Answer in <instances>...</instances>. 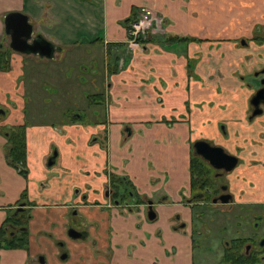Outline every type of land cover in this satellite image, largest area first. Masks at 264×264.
Returning <instances> with one entry per match:
<instances>
[{"label": "crops", "instance_id": "1", "mask_svg": "<svg viewBox=\"0 0 264 264\" xmlns=\"http://www.w3.org/2000/svg\"><path fill=\"white\" fill-rule=\"evenodd\" d=\"M136 6L151 13L156 27L160 22L163 26V33L150 34L140 49L127 45L124 25ZM241 10H247V23L233 14ZM213 11L218 17L216 29L208 33L201 24L210 27L207 17ZM7 12L26 14L33 30L36 26L38 34L60 48L53 58L63 52L62 60L71 66L97 61L101 77L96 79L83 69L90 90L83 94L88 89L78 86L82 74L74 73L75 69L66 78L52 63L44 67V79L52 86L44 93L68 91V98L73 99L69 114L63 108L45 113L57 118V127L49 119H35L34 110L28 115L24 84L17 83L26 55L12 54L9 70L0 71V226L8 215H16L18 201L26 204L30 214L27 248L0 247V264H36L38 256L42 263L37 264H188V239L171 226L177 214L185 222L190 219L184 199L189 195L194 130L229 153L241 148L240 164L227 175L231 191L235 195L242 191V202L264 200V125H260L264 116L261 121L246 122L248 92L238 86L236 108L223 94L215 96L210 108L223 104L235 113L234 118L225 119L222 137L213 129L214 123L210 126L206 117L198 116L194 105H185L209 95V88L187 79L185 67V59L199 48L208 56L206 42L214 43L212 50L233 53L235 71L243 66L239 62L247 52L255 57L260 54L264 61V43L258 48L249 42L248 49L234 45L240 35L264 26V0H0V38ZM138 15L133 14L136 19ZM172 37L192 40L172 44ZM93 46L100 47V53ZM114 56L119 57L116 70L109 73ZM221 66L226 68L224 62ZM63 77L72 82L60 88L56 81ZM228 79L234 84L240 81L230 75L220 78L227 86ZM94 94L102 95L99 104L90 98ZM53 99L44 98V108L52 107L49 100ZM78 104L89 108L91 119L85 125L77 122L76 110L83 112L80 119L87 116ZM19 125H25V177L8 164L5 154L6 130ZM255 142L262 144L256 147ZM53 152V164L47 166ZM113 176L127 178L134 193L151 202L153 220L146 218L148 201L129 210L105 197ZM82 219L87 237L69 239L67 228L80 229ZM171 249L175 253L170 262L164 254ZM62 251L66 253L63 260Z\"/></svg>", "mask_w": 264, "mask_h": 264}, {"label": "rangeland", "instance_id": "2", "mask_svg": "<svg viewBox=\"0 0 264 264\" xmlns=\"http://www.w3.org/2000/svg\"><path fill=\"white\" fill-rule=\"evenodd\" d=\"M140 7H134L132 9H134V13H139ZM133 11L131 12L130 10V14L128 15L129 18H131L133 16ZM247 10H241L239 11H234L233 14L234 15H240V20L243 22L244 19H246V23L248 22L247 18L245 17V14H247L246 12ZM8 13V12H7ZM96 14V13H95ZM217 13H214L211 15H208V23L210 21V27L208 25V27H204L205 25L201 24V26H203V29L205 28V32L210 33L211 31H215L216 26H214V24H216V18H218ZM44 18V17H43ZM127 19V18H126ZM125 19V20H126ZM244 23V22H243ZM44 24V23H43ZM35 25V23H34ZM154 22H152V29L150 31H148V33L146 32L143 38H147L148 35L153 34H162L163 32L161 31L163 29L162 26V22H160V24L155 27L154 26ZM214 26V27H213ZM185 27V25H184ZM261 29L259 28H252V30H257V31H247L246 34L240 35V37H238L237 39H235V47H246L247 49L249 48V42H251V46L253 47H258L260 48V45H262L264 43V26H260ZM156 29H158L156 31ZM185 29H187L185 27ZM155 30V31H154ZM251 30V29H250ZM39 30L36 28V26L34 27V34H38ZM244 41V45H240L239 41ZM2 42H0L1 44ZM4 48H8L7 43H2ZM206 44H208L209 48V54L207 56V54H204L203 51L199 50L196 52V54H192L191 57H188L185 59V67H186V77L189 80L192 81H196L198 85L202 86L203 88H209V95L207 96V98H202V100H199L198 102H195L194 104H190L189 102H187L185 105L188 107L189 105H194V109L196 110L197 114H199L198 116H202V117H206V122L208 123V125L212 126V124L214 123V128L216 134L220 135V137H222L221 135V127H223L224 133L226 132V123H225V119H229L230 117L234 118L235 117V113H232L233 109H230L229 111H227L226 109H224V105L223 104H217L215 106V108H210L213 107L212 103L214 102V98L217 95H221L223 94V96H226V100L230 101L231 104H234L235 108L238 107V105H235L238 102V86H239V90H246L248 92V94L246 95V107H245V120L247 122V115L249 113V99L251 97V95L253 94V88L256 85H251L248 80H251L252 76H251V72L253 70H256L258 68H260L262 65H264V61L261 59V55L257 54L256 57L254 55H242L241 59H240V64L243 65L241 66L240 69H238V71H235V66H236V62L237 60L234 61V56L233 53H231L228 50L222 51V49L220 50V52L216 51L214 52L211 47L213 46L214 43L211 42H206ZM199 46V45H197ZM219 46V45H217ZM216 46V47H217ZM95 47L96 50H99L100 53V47L98 46H93ZM138 48L140 49V45L138 46ZM137 48V49H138ZM9 49V48H8ZM10 50V49H9ZM94 50V49H92ZM95 50V51H96ZM97 53V52H96ZM12 54H14L11 50L9 55L11 56ZM64 53L61 52V55L59 54V56H55L53 59H41L38 57H33V56H22V59L24 60V70L23 73L20 75V78H18L17 83L18 84H24V93L23 98L26 102L27 105V112L28 115L30 117L31 112H33L32 110H34V112L36 113V117H34L35 115H33V117L37 120H50L52 122H54L55 125H57V127H59V123L56 122L57 118L56 117H51V115H46L45 113L49 112L51 109V113H52V109H62L64 111H68V114L70 113V111H72V103H73V99L68 98L71 97L70 93L67 92H61L60 93H50V92H46L44 93V89H47L51 84L47 83V79H44V67L48 64V63H52V67L56 68L57 71H59L62 74H66V78H68L69 74L72 72L73 69L74 73L78 72L80 74H84L83 69L87 70L88 74H93L94 77L96 79H99L101 77L100 74V67H98L97 65V61H86L84 63L81 64V66L79 65V63H75V66H71L69 64H67V60L63 59ZM252 56L255 57L252 59ZM102 61V60H101ZM222 62H224L225 67H219L220 64H222ZM174 63V62H173ZM198 65L197 67V74L194 71L195 67ZM249 66V68H248ZM74 67V68H72ZM75 67H78L77 69ZM246 67V68H245ZM201 69V71H199L198 69ZM234 68V71L233 69ZM238 68V67H237ZM244 68V69H243ZM98 69V70H97ZM219 69L221 70V73L217 71H219ZM224 71V72H222ZM190 73H193L192 75ZM80 75L78 76V83H79V87L85 89H88V91H85L83 94H88L90 93L89 91V78L84 76V75ZM227 75H230L232 78H234L236 80V82L239 83L238 84H234L231 83V81L229 80V85H226L225 81L220 80V78H223L224 76L227 77ZM65 77H63V79L61 80L59 78V82L56 81V84H58L59 86L61 84H63L65 82V84H71L72 81L66 80ZM242 78V79H241ZM66 80V81H65ZM252 81V80H251ZM97 83V81H95ZM219 82L221 83V85L219 84ZM248 82L249 87L246 86V83ZM254 82V81H253ZM106 84V83H105ZM177 85V84H175ZM70 86V85H69ZM52 87V86H50ZM62 86H60V88H62ZM78 87V88H79ZM106 87V85H105ZM104 87V89H105ZM228 87V88H227ZM253 87V88H252ZM90 88L92 89V85H90ZM98 88V87H97ZM99 89V88H98ZM81 91V90H80ZM99 91V90H98ZM52 96L51 98H49L48 96ZM54 97V99H53ZM44 98L47 99H53V100H49V103H52V107H45L44 108ZM75 102V101H74ZM79 106L81 104H78ZM78 107V106H77ZM44 109H46L44 111ZM49 109V110H48ZM80 109H82L83 111H85V113L87 114V116L84 114L85 119H80L81 118V113H83L80 110H76L74 113L77 114L78 116V120L77 122L80 123V125H85L86 121L88 122L91 117L90 116V111L88 110L89 108H86V106H80ZM1 111H3L2 109H0ZM99 110V109H98ZM186 112L189 113L188 108H185ZM100 113L98 115L101 114V110L99 111ZM65 113V112H64ZM193 114H195V112H193ZM32 116V115H31ZM76 116V117H77ZM97 117V116H96ZM194 117V116H193ZM65 119H69V116L65 113L64 115ZM97 118H101L100 116H98ZM196 117H194V121H195ZM262 119V118H261ZM261 119L256 118L254 119L252 122H257V121H261ZM173 120L169 121L172 123ZM132 125V124H131ZM260 125H264V123L260 124ZM129 132V130H128ZM130 133V132H129ZM194 134H196V136L193 138V140L191 141V144L198 139H203L205 141L208 142H212V140H209V138L207 137H202L201 133H196L194 130ZM129 135V134H128ZM223 137H227V136H223ZM55 167V166H54ZM114 179H117V177H113ZM227 178V177H226ZM225 177L222 178L223 182H227L228 178L226 179ZM219 182V181H217ZM145 201V200H144ZM143 202V201H142ZM139 202V203H142ZM144 204L146 202H143ZM140 205V204H139ZM129 206L131 207V209L133 210V205L132 203H129ZM218 207H222V206H214L212 208H214L215 210L219 209ZM229 209V207H227ZM130 210V208H129ZM207 210H211V209H207ZM206 210V208H200L198 209L197 213L198 215H202L203 217H205L207 214H209L210 212H208ZM236 209L229 211V212H223L222 214H220L218 216V219H220L219 221L224 223L223 225H220V223L218 224L215 223L212 225L214 220H210L209 222V227H215L216 230L214 231L215 233L221 232L223 228L227 229V231L233 230L236 226V222H237V218H235L234 216H236L238 213L235 212ZM210 215V214H209ZM211 216V215H210ZM238 216V215H237ZM236 216V217H237ZM213 217V216H211ZM235 218V219H234ZM208 219H211L210 217H208ZM216 220V219H215ZM220 225V226H219ZM222 227V229H221ZM209 228V229H210ZM221 229V230H219ZM226 237L230 236V234L225 235ZM221 237H224V234L221 235ZM205 255V254H204ZM202 255V253L198 250L194 253V261L197 264H202L203 263V259L204 256ZM204 256V257H203ZM206 258V257H205ZM210 258V257H209ZM213 259V258H212Z\"/></svg>", "mask_w": 264, "mask_h": 264}, {"label": "flooded vegetation", "instance_id": "3", "mask_svg": "<svg viewBox=\"0 0 264 264\" xmlns=\"http://www.w3.org/2000/svg\"><path fill=\"white\" fill-rule=\"evenodd\" d=\"M0 42L8 43V39L0 38ZM240 43L244 45V41L241 40ZM251 76V80L254 82L249 83L251 85H256L254 88L252 87L254 89V94L256 90L264 87V65L256 70H253L251 72ZM261 81H263V83H261ZM250 84L247 82L246 86L249 87ZM249 108V113L247 115L248 123H251L256 118H262L264 116V102L259 105L261 114L257 116L251 117L253 108L250 105ZM220 129L224 135L225 133L223 127ZM198 140L205 141L203 139ZM205 142H207L210 146L221 148L228 155L234 156L237 160L236 165L230 172L227 173L222 170L212 169L205 161L194 155L191 148L190 157L194 156L205 167L207 170V179L206 181H203L201 185H196L194 190L191 188V184L189 183V195L184 199V202L190 208V219L185 222L179 219L178 214L175 215V222L174 225L171 226V230L174 232L179 231L181 235L187 237L190 245V257H188V264H197L194 261V253L198 250L202 253V255H206H204L206 258L203 256L204 259L202 264H264V200L242 202V191H240L238 195H235L231 191L230 183L228 181L226 183L222 181L223 177L226 178L227 175H229L240 164L238 153L241 148L234 147V153H229L227 149L221 145H216L208 141ZM261 144L262 143L260 142H255L254 146L260 147ZM126 181L130 184L127 178ZM115 186L118 188L117 190L115 189L116 191L110 186L105 190L104 195L117 207L120 206L122 208L125 207L129 209V203H132L133 206H137V203L139 202L148 201L147 198L136 195L131 184L130 186L124 185V187L123 185ZM222 195L229 196V200L226 204H220L218 201L216 203L211 202L213 199L217 200L218 197ZM218 205L222 207H218L219 209L217 210L212 208ZM227 207H229V209ZM200 208H206V210L211 209L207 211L210 212L209 214L213 217L209 214L205 217L198 215L197 211ZM234 209H236L235 212L238 213V216H234L237 218V222L231 232L227 231L225 228L222 229L221 227L222 231L215 233L214 231L216 228L209 227V223H212L209 222L210 220H214L212 225L218 222V224L220 223V225L224 226V223L219 221L220 219H218V216L223 212H229ZM208 217L211 219H208ZM84 223L83 219L80 220L79 227L81 228H75V230L83 231L85 233L84 237L86 238L87 233L84 231L85 228H83ZM69 227L73 228L72 226ZM79 227L77 226V228ZM222 234H224V237H221ZM227 234H230V236L226 237L225 235ZM174 253V249H171L168 253L165 251L164 258L168 257L167 259L171 262L173 260ZM61 254L66 253L65 251H62ZM102 256H105L107 259V253H103ZM37 262L42 263V259L39 256L36 259V264ZM102 264L106 263L103 262Z\"/></svg>", "mask_w": 264, "mask_h": 264}, {"label": "water", "instance_id": "4", "mask_svg": "<svg viewBox=\"0 0 264 264\" xmlns=\"http://www.w3.org/2000/svg\"><path fill=\"white\" fill-rule=\"evenodd\" d=\"M3 38L8 39L7 46L13 52L20 55L35 56L41 59H52L55 52L59 51V47L46 40L41 34H34L33 26L26 14L22 12H8L3 16ZM263 83V81H261ZM264 102V87L256 90L249 99V105L253 108L251 117L261 114L259 105ZM0 113L3 111L0 110ZM193 154L205 161L212 169L230 172L236 165V158L226 154L221 148L210 146L207 142L197 140L192 144ZM56 152H53L52 157L47 161V166L53 164V158ZM229 196H219L218 199H213L211 202L226 204ZM23 204L20 203L14 210V214L22 210ZM147 220L151 221L155 218V213L151 208V202H147ZM83 231H77L71 227L66 230V235L71 240H79L84 238ZM65 254H61L60 259L63 260Z\"/></svg>", "mask_w": 264, "mask_h": 264}, {"label": "trees", "instance_id": "5", "mask_svg": "<svg viewBox=\"0 0 264 264\" xmlns=\"http://www.w3.org/2000/svg\"><path fill=\"white\" fill-rule=\"evenodd\" d=\"M136 20L134 16L125 21L124 25L126 26V30L129 29L130 24ZM192 39L189 38H178L172 37L170 40L172 44L174 43H182L185 41H190ZM149 41V35L147 38H137V42L141 47L145 46V43ZM10 50L8 48H4L3 44H0V71L7 72L9 70V55ZM109 56V51H108ZM119 57L114 56L112 62L110 63V67L108 68L109 73H113L116 70V65ZM93 100H98L97 104L102 101L101 94H94L90 96ZM25 125H19L14 127H8L6 130V146H5V154L6 159L8 160V164L15 168L22 176H26L27 171L25 169V137H24ZM189 174H190V186L194 190L196 185H201L203 181L207 179V170L201 164V162L195 158L194 156L189 159ZM114 177V176H113ZM112 177L111 187L114 190L118 189L115 185H128L130 184L126 181V178H118L114 179ZM115 190V191H116ZM116 193V192H115ZM21 202L16 203V207ZM23 207L20 212H17L16 215L10 216L5 219V221L0 226V247L4 248H27V221L30 218L29 209L24 208L26 204L22 203ZM29 206V205H28ZM34 206V204H31ZM15 207V208H16Z\"/></svg>", "mask_w": 264, "mask_h": 264}, {"label": "built area", "instance_id": "6", "mask_svg": "<svg viewBox=\"0 0 264 264\" xmlns=\"http://www.w3.org/2000/svg\"><path fill=\"white\" fill-rule=\"evenodd\" d=\"M153 18L147 9H140L138 18L130 24L127 30V45L132 48H138L139 44L137 38H143L145 33L150 31L152 27ZM156 27V24H155Z\"/></svg>", "mask_w": 264, "mask_h": 264}]
</instances>
